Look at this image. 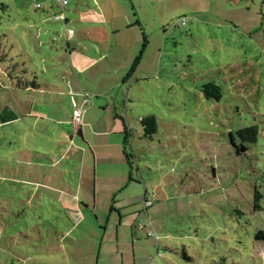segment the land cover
Returning a JSON list of instances; mask_svg holds the SVG:
<instances>
[{"label":"rangeland","instance_id":"1","mask_svg":"<svg viewBox=\"0 0 264 264\" xmlns=\"http://www.w3.org/2000/svg\"><path fill=\"white\" fill-rule=\"evenodd\" d=\"M102 5L114 28L126 27L124 9L139 23V81L107 95L104 120L80 129L93 146L78 137L62 161L32 129L50 121L23 116L35 104L61 117L55 102L69 95L48 90H64L62 73L71 75L66 32L87 48L81 16ZM104 19L99 29L111 26ZM210 83L221 100L207 98ZM124 114L132 168L109 127L118 115L123 132ZM149 116L157 131L147 136ZM246 128L258 131L255 144L236 135ZM46 182L77 197L47 198ZM261 231L264 0H0V264H264Z\"/></svg>","mask_w":264,"mask_h":264},{"label":"crops","instance_id":"2","mask_svg":"<svg viewBox=\"0 0 264 264\" xmlns=\"http://www.w3.org/2000/svg\"><path fill=\"white\" fill-rule=\"evenodd\" d=\"M100 7L103 12H101L97 8H89L84 13V15L81 16L83 19L82 22L84 23L83 30L81 31L82 34L84 33L83 37H86L84 39L88 43L87 48L86 46L81 48L83 44L80 41V38L78 41L75 40L76 32L74 31V29L70 28L69 31L66 32V50L68 53V58L70 60V63H68L66 60V65L71 75H69L67 72L62 73V79H60L59 81H61L63 84H67V87H65L64 90L59 89V87L55 88L54 90H48L50 92H55L58 95H69V100L65 96L66 103L64 104V107L55 102V104L57 105H55L56 109L64 108V110L61 112V117H59V119L52 118L49 120V118L47 119L42 115L36 114L34 113V111L36 110L35 104L32 105V111H30L28 115L23 116L26 121L29 120L28 123L33 122L34 126H40L41 123L45 124L46 122L44 121L47 120L50 121L48 122L49 125H42L43 127L41 128V134L39 133V128L37 129V127H32V129L38 131L36 136L39 140L48 143L46 144L47 153L54 155L55 157H60L59 159H61L62 161L65 160V156H67V154L72 155L78 137L84 139V143H88L86 141L87 136H85L80 129H83L87 126L88 128H90L89 126H91L92 124L97 125V122H102V120H104L103 116L108 107L107 95L116 91L123 93L125 86H127L130 81H139V78L136 74L140 70V57L143 53L141 52V55L138 53L141 49V41L139 40L137 32V26H139V23L137 21L134 22L133 18L130 15V12L124 9L123 12L125 13L126 27L123 28L120 26L119 28H114L115 16L117 15L114 16V13L110 12L108 16V12L106 9H104V6L102 5ZM105 17L110 18L112 21V24L111 26L109 25V28L106 25L101 28L102 30L106 31L104 34L106 36V39H102L103 37L100 36L98 32H93L95 34L94 35L91 34L88 29H85L87 26L86 23L90 22L91 24L94 23L96 29L101 31V29L99 28L101 27V25H103V23H106L104 19ZM67 33H69L70 36L67 37ZM138 58L139 63H137L136 65V60ZM133 66H135L134 71H132ZM38 86L39 87H32V89H39L40 85L38 84ZM24 89L26 91H29L30 88L29 86H25ZM39 90L43 91L41 88ZM87 93H92L91 95L95 98L98 95L97 99L99 100L97 103V108H93V110H90L88 107L83 106V101ZM128 93L129 91L126 90V95H128ZM120 95L121 94H119L118 97ZM118 97L110 98L109 101H113L114 105L118 104L116 107L120 108ZM70 98L72 99V102L70 101ZM93 102L94 99L92 98L91 107L94 106ZM53 106L50 108H54ZM124 106V108H126V105ZM72 108L74 109L73 112L71 111ZM79 108H82L84 110V113L82 114V127L77 129L73 123L72 115ZM67 109H69L70 112ZM125 114L123 122L124 130L126 128L127 130H131L130 127L127 126L128 119ZM91 117L93 119L98 118L97 122H91ZM117 117L118 115L114 117L112 125L109 126L111 127L110 131L117 132L122 136L124 130L123 132L121 131L122 128L119 124V121L117 120L119 117ZM20 120L23 119H13L11 123L18 122ZM91 143L92 142L87 144L89 150L93 146L91 145ZM53 161L54 160L51 159L50 162L51 165L55 167V164H57V162L54 163ZM48 180L49 179L47 178L46 181ZM25 182L28 184L32 183L31 181ZM131 182H135V180ZM41 185H44L43 187H45V197L47 198L58 199L61 201L65 196H67L68 198L70 197L71 199L73 195L72 191L61 189V187L60 189H58L54 185L48 184V182ZM73 197L75 198L77 196L73 195ZM123 224H129L128 217H121L120 227H122Z\"/></svg>","mask_w":264,"mask_h":264},{"label":"trees","instance_id":"3","mask_svg":"<svg viewBox=\"0 0 264 264\" xmlns=\"http://www.w3.org/2000/svg\"><path fill=\"white\" fill-rule=\"evenodd\" d=\"M184 22V21H182ZM68 33H67V37H68ZM137 63H139V58L136 60V65ZM135 69V66H133V69L132 71H134ZM131 71V73H132ZM19 85V84H18ZM33 87H38L36 84H33ZM204 89L207 90V92H205V94L207 95V98H213L215 100H221L222 99V95H221V92H220V89L218 86H216L214 83H210V84H207ZM210 91V92H208ZM91 100H92V97H91ZM85 107V106H84ZM87 107V106H86ZM91 107V106H90ZM140 124L142 126H144L146 128V135L150 136L152 134H155L157 129H156V123H155V118L153 116H149V117H146V118H143L140 120ZM130 132V130H127V128L124 130L123 132V136H124V145H123V148H122V151H123V156L125 157V159L127 160L128 162V165L130 166V168H132V155H130L127 151H126V147L128 145V133ZM257 134H258V131L254 128H246L244 130H241L239 131L236 135L239 137V139L241 140V142L243 143H248L250 142V144H255L257 142ZM231 136V142L233 144V147H234V151L236 153L237 156H241V149L240 147L238 146V144H236L235 142V139H234V136L232 134H230ZM129 181H134L133 180V176H132V173H130V179ZM256 240L258 241H264V232H258L256 234Z\"/></svg>","mask_w":264,"mask_h":264},{"label":"built area","instance_id":"4","mask_svg":"<svg viewBox=\"0 0 264 264\" xmlns=\"http://www.w3.org/2000/svg\"><path fill=\"white\" fill-rule=\"evenodd\" d=\"M66 2H62V5H65ZM37 7H39V5H37ZM184 23V22H183ZM68 35L70 36V34L68 33ZM91 95L89 93L86 94L84 101H83V106H91L92 105V100H91ZM84 113V110L82 108L77 109L74 113H73V123L76 126L77 129L82 127V114ZM146 204V202H145ZM146 206L148 207L149 205L146 204ZM150 236H152V233L150 234Z\"/></svg>","mask_w":264,"mask_h":264},{"label":"water","instance_id":"5","mask_svg":"<svg viewBox=\"0 0 264 264\" xmlns=\"http://www.w3.org/2000/svg\"><path fill=\"white\" fill-rule=\"evenodd\" d=\"M242 151H243V150H242ZM242 151H241V152H242Z\"/></svg>","mask_w":264,"mask_h":264}]
</instances>
